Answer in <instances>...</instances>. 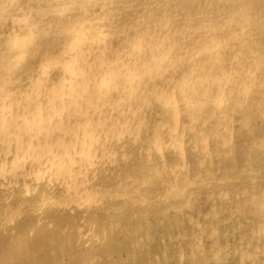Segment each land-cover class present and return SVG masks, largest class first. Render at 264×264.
Segmentation results:
<instances>
[{
  "label": "bare ground",
  "instance_id": "bare-ground-1",
  "mask_svg": "<svg viewBox=\"0 0 264 264\" xmlns=\"http://www.w3.org/2000/svg\"><path fill=\"white\" fill-rule=\"evenodd\" d=\"M0 264H264V0H0Z\"/></svg>",
  "mask_w": 264,
  "mask_h": 264
}]
</instances>
